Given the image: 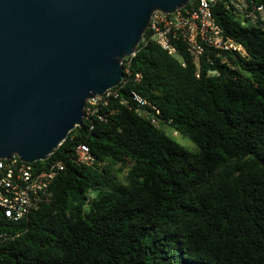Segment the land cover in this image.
Segmentation results:
<instances>
[{
	"label": "trees",
	"instance_id": "1",
	"mask_svg": "<svg viewBox=\"0 0 264 264\" xmlns=\"http://www.w3.org/2000/svg\"><path fill=\"white\" fill-rule=\"evenodd\" d=\"M211 11L245 56L196 62L178 43L181 62L146 30L117 95L32 164L64 163L47 200L18 221L0 208V264H264V31ZM80 144L92 165L77 164Z\"/></svg>",
	"mask_w": 264,
	"mask_h": 264
},
{
	"label": "water",
	"instance_id": "2",
	"mask_svg": "<svg viewBox=\"0 0 264 264\" xmlns=\"http://www.w3.org/2000/svg\"><path fill=\"white\" fill-rule=\"evenodd\" d=\"M189 0H0V158L45 161L117 87L154 12Z\"/></svg>",
	"mask_w": 264,
	"mask_h": 264
},
{
	"label": "built area",
	"instance_id": "3",
	"mask_svg": "<svg viewBox=\"0 0 264 264\" xmlns=\"http://www.w3.org/2000/svg\"><path fill=\"white\" fill-rule=\"evenodd\" d=\"M219 2L231 10L242 24L256 26L264 31L263 5L250 0H196L190 8L179 9L172 14L154 12L146 29L149 30L150 39L180 61L178 43L185 46L196 62L205 49L214 50L218 55L235 52L245 56L243 47L226 36L215 21L211 8ZM139 79L140 75L136 74L134 80ZM116 95L110 89L101 96L88 99L83 119L89 120L97 113L99 106L106 105L109 97ZM134 98L141 105L148 104L137 95ZM155 112L158 114V111ZM99 119L103 120L101 117ZM151 123L157 124L155 117L151 118ZM75 159L77 164L84 166L94 162V156L84 144L75 148ZM32 164L21 161L16 155L9 159L0 158V208L6 218L18 221L47 200L51 181L64 169V163L59 160L50 161L41 170Z\"/></svg>",
	"mask_w": 264,
	"mask_h": 264
},
{
	"label": "rangeland",
	"instance_id": "4",
	"mask_svg": "<svg viewBox=\"0 0 264 264\" xmlns=\"http://www.w3.org/2000/svg\"><path fill=\"white\" fill-rule=\"evenodd\" d=\"M163 129L169 137L177 141L179 144H181L186 149L190 151L195 150L196 148L195 145L188 138L183 137L179 134H176L169 126L164 125Z\"/></svg>",
	"mask_w": 264,
	"mask_h": 264
}]
</instances>
